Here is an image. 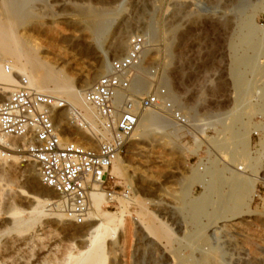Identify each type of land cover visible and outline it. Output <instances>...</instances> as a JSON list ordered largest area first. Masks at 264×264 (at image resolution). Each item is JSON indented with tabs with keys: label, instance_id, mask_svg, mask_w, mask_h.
I'll return each mask as SVG.
<instances>
[{
	"label": "rangeland",
	"instance_id": "rangeland-1",
	"mask_svg": "<svg viewBox=\"0 0 264 264\" xmlns=\"http://www.w3.org/2000/svg\"><path fill=\"white\" fill-rule=\"evenodd\" d=\"M46 1L47 7L43 5ZM46 1L30 0L24 13H57L59 17L43 19L50 31L53 28L51 33L36 30L39 19L33 16L28 17L21 32L27 28L26 34L42 45V54L47 53L53 65L72 76L77 87L85 79L80 69L99 76L106 71L100 69L101 61L107 55L113 58L108 44L115 29L126 20L128 35L151 33L150 57L159 60L167 72L171 93L192 121V126L185 128L171 125L169 119L163 126L155 125L162 127L163 133L133 141L124 157L126 164L139 168L134 185L148 210L164 217L175 239L140 240L133 235L123 244V234L118 233L106 242V264H196L201 249L208 255L213 252L218 264H264V29L255 30L259 39L242 27L249 20L264 28V0H142L139 5L134 0H120L107 7L93 0H74V7L68 10L60 1ZM71 9L75 21H66L64 15ZM103 11H109L108 19L96 39L93 28L82 23L80 15L86 18L85 14ZM54 32L63 33L65 38L55 39ZM86 44L95 47L96 53L91 55ZM212 119L217 121L212 123ZM254 131L259 132L258 137ZM65 136L94 143L81 130L68 131ZM179 146L186 149L183 157ZM29 160L19 165L33 162ZM130 170L128 176H132ZM197 175H204L206 181H200ZM250 175L260 178L256 191L259 196L255 195L252 203L255 214L229 221L232 212L245 207L247 186L240 179L246 181ZM116 182L129 186L122 177L116 176ZM29 188L40 190L52 201L60 199L41 183L38 170L34 175L23 171L16 176L0 171L1 255L4 244L19 237L11 229V209H27L18 196ZM120 208L104 205L106 211L119 212ZM130 208L137 219L141 208L135 203ZM179 219L182 226L176 224ZM134 221L130 222L133 232ZM213 222L217 224L212 228ZM66 224L62 228L52 218L43 219L29 232L38 235L34 251L25 248L24 253L37 254L45 249L49 261L60 262L70 252L77 254L82 249L79 238L69 235L66 228H86L88 222L78 225L68 219Z\"/></svg>",
	"mask_w": 264,
	"mask_h": 264
},
{
	"label": "bare ground",
	"instance_id": "bare-ground-1",
	"mask_svg": "<svg viewBox=\"0 0 264 264\" xmlns=\"http://www.w3.org/2000/svg\"><path fill=\"white\" fill-rule=\"evenodd\" d=\"M29 1L30 0H0V91H1L0 94L2 98L8 96V94L12 92L16 87L19 77L21 75H25L29 78L31 85L38 91L45 94H50L58 98H62L72 106L80 108L84 112V116L86 120L92 126H95L96 125L95 113L92 109L85 106L82 92L83 90H86L95 84L96 79L99 77V74L92 75V73H85L83 68L80 69L85 79L83 80L81 87H77L72 76L64 72L63 68L53 65L50 59L48 58V56H46L47 53L46 55L42 54V45L39 42H37V40L34 39L32 36L26 34L28 30L27 28L25 30L26 32L24 33L23 31L22 33L21 32L22 27L26 25L25 23L28 17L33 16L37 20L39 19L37 21L38 23L35 24L36 26L34 27L36 28V30H46L47 32L51 33L53 28L50 31V27L49 26L46 27V24H48L47 21L43 19L53 18L55 16L57 17L58 15L57 13H55L52 14L51 16H48L49 14L47 15L46 13L43 12L37 13L36 10L30 12L28 11L29 14H25L24 11L26 5L31 3ZM59 1L66 6L67 10L74 7V0H53V2L55 3ZM93 1L98 5L107 7L116 4L120 0H93ZM141 1L142 0H134V3L136 5H139ZM46 3L47 1L43 5L46 6ZM49 6H51V8ZM49 6H48L49 7L48 10L52 9V7H54V4ZM103 12L97 15L85 14L87 16L86 18H83V16L80 15L82 23L87 22L93 28L94 31L93 34L94 36L97 37L96 39H98L101 33L103 32V26H104L103 24L105 22L107 23V19H108L107 14L109 11L105 13ZM74 15H75L74 10H72L71 12H66V14L64 15L65 17L64 19L66 21H75V19L73 18ZM242 27L243 29L248 30V33L250 35L257 37L259 39H260V37H258L259 33L256 32L255 30L264 29L263 27H259V28L256 27L249 20ZM128 28H129L128 21L125 20V21H121L120 25L115 29L114 35L112 39H110V42L108 44L109 45L108 49H110L109 53L111 54L112 57L120 56L127 50L131 37L135 35V34L128 35L129 31L126 30ZM146 35L149 37V41L151 42L152 39L151 33H146ZM53 36L55 39H60V40L65 38L64 34L60 32H54ZM252 38L251 37L248 38V41L251 40ZM84 39L87 40L86 38ZM86 47L91 55L96 53V48L92 47V45L88 44L87 46L86 44ZM99 47L101 48V46ZM110 59L111 58H109V56L107 55L106 59L101 61L100 69L107 70L109 67ZM6 64H10L12 66L14 71L12 74L6 72L5 70ZM261 73L262 76L264 77V71H262ZM146 86H147V82L145 79L142 78L136 87V91L142 92V90L144 91L146 89ZM173 98L175 99L174 96ZM262 114L264 115V113ZM65 119H66L65 117H62V122ZM167 119H168L167 117L153 110H146L142 112L140 121L134 133V137H133L134 141L138 142V141L149 140L154 138L155 135L163 133V131H161L162 127H160L159 125L155 127V125L160 124L163 126L164 121ZM217 120L220 119L218 118ZM217 120L212 119V121L211 120L210 121L212 123H215V121ZM169 122L171 123V125H173V123L170 120ZM190 126H192V123H190ZM258 128L261 127L257 126V129ZM195 137H196L195 139L196 144L197 142H199L198 145L200 146L201 141L199 140V137L197 135ZM65 138L67 137L65 136ZM90 139L94 141L95 137H90ZM19 145H20V140L17 139L0 141V171L4 173L7 172L14 176L18 175V173L23 171L34 175L38 170L35 163L29 162L22 166L19 165L30 161L27 153L18 152ZM188 151L192 153V151L190 150ZM178 152L183 157L186 152V149H182L179 146ZM131 166L132 165L130 164H126V160L124 159V157H121L117 161H115L112 168V172L115 176L122 177L127 180L129 186L134 191V196L132 197V199L130 201L122 200L120 202V207L122 208H120L121 210L119 212L106 211L104 210L105 198L103 192L94 191L92 193L91 210L89 213V217L87 219L88 226H86V228L85 227L66 228L67 233L69 235L79 238V242L81 244L80 247L82 249L77 254L67 252L68 254L62 262H60L59 260L49 261L48 259L50 258L48 256V253L44 251L45 249L41 250L40 252H37V254L31 252L30 254L28 253L27 255L24 253L25 248L30 249V251H34V240L38 235L36 234L31 235L29 232L33 228H35V226L38 223H40L43 219L52 218L55 221V223H57L60 227L63 228V225L66 224L68 218L66 217L65 213L63 212L60 206L61 203L60 199L56 201L55 200L52 201V199L48 195L43 194L40 190L35 188L34 189L29 188L23 190L21 194L18 196L19 198L18 200H20L26 206L27 209L24 210L16 206L11 209L12 210V217L10 221V224L12 225L11 229L14 232L16 231L17 233H19V237L17 239L15 238V240L13 239L14 241H12L8 245L7 243H5L6 245L4 244V248H2L4 252H2V255L0 253L1 263L2 264H38V263L106 264L107 263L106 242L108 239L109 240L114 239L118 233L123 234V244L128 242L129 239L132 238L131 236L133 235H137L138 239L140 240H149L151 238H155L156 240L157 239L174 240L175 239L174 230L170 226V224H168V222L164 220V217L159 218L158 216L154 215L152 212L148 210V206H146L144 199L139 194V191L134 185V177L138 173L139 168L138 169L136 167L132 168ZM129 168L131 169L130 171H133L132 176H128ZM240 168H237L236 170H240ZM232 171L235 172V170ZM197 176H196L197 179H199L200 181L201 180L203 182L206 181L204 179L205 177L204 175H197ZM140 178L141 177H139V179ZM247 179L248 180L246 181H244L243 178L240 179L241 183L247 186V199H246L245 207L240 211H236L234 213L232 212V214L229 215L228 217L229 221L239 220L243 217L252 216L255 214V211L252 209V203L258 188V182L260 178L258 176L250 175ZM132 203L137 204L141 208V212L137 213V217H138L137 219H134L132 217V211L130 208V204ZM49 206L50 207L54 206L56 210L50 209ZM132 220H135L134 221L135 232L132 231V226L130 223ZM225 220H227V216ZM176 224L182 226L181 220L180 219L177 220ZM215 224H217V222L211 223L210 227L212 228L216 227ZM12 230L10 231V233L12 232ZM25 234L26 236H24ZM212 253L213 252H211V254L208 255L206 250L201 249V254L199 255V257L195 258L194 262H196V264H218L216 263L217 260H215L216 257H214ZM217 259L218 261L220 260L218 257Z\"/></svg>",
	"mask_w": 264,
	"mask_h": 264
},
{
	"label": "built area",
	"instance_id": "built-area-1",
	"mask_svg": "<svg viewBox=\"0 0 264 264\" xmlns=\"http://www.w3.org/2000/svg\"><path fill=\"white\" fill-rule=\"evenodd\" d=\"M151 48L149 37L136 33L127 50L111 58L95 84L83 90L85 106L95 113V126L80 108L38 91L25 75L8 96L0 97V141L20 140L18 152L28 154L41 183L59 195L66 217L78 225L87 223L94 191L103 192L107 208L132 199L131 187L118 185L112 168L130 151L142 112L153 110L176 127H190V118L171 94L167 72L150 57ZM5 70L14 72L10 64ZM142 78L146 89L137 92ZM72 130L95 137L94 143L65 138ZM253 135L258 137L259 132Z\"/></svg>",
	"mask_w": 264,
	"mask_h": 264
}]
</instances>
